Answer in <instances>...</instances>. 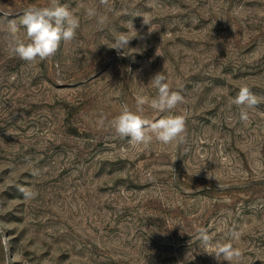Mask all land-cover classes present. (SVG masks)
<instances>
[{
  "label": "rangeland",
  "instance_id": "rangeland-1",
  "mask_svg": "<svg viewBox=\"0 0 264 264\" xmlns=\"http://www.w3.org/2000/svg\"><path fill=\"white\" fill-rule=\"evenodd\" d=\"M60 3L80 28L49 59L13 56L0 31V264H227L211 254L229 241L264 264V101L247 123L229 103L242 86L264 96V0ZM32 6L51 0H0V29ZM161 71L184 101L144 116L183 115L184 140L130 144L110 121L156 97Z\"/></svg>",
  "mask_w": 264,
  "mask_h": 264
},
{
  "label": "clouds",
  "instance_id": "clouds-1",
  "mask_svg": "<svg viewBox=\"0 0 264 264\" xmlns=\"http://www.w3.org/2000/svg\"><path fill=\"white\" fill-rule=\"evenodd\" d=\"M101 5L107 6L109 0H100ZM89 18H95L98 25H105L107 17L101 14L96 8L86 9ZM136 16H142L136 14ZM134 16V17H136ZM143 17V23L149 25L148 34L153 31L150 22ZM131 32H120L116 35L111 49L123 54L125 48H129L132 39L138 38L132 20L129 22ZM80 28V18L74 14L68 4L60 3V0H51L48 7H29L16 19L4 22L2 29L7 48L10 53L23 61L32 63L44 61L53 57L60 49L61 44H67L76 39L77 30ZM21 29L26 39L21 38ZM158 55V53H156ZM160 56V55H158ZM157 90L154 98L145 95L136 96V110L132 111L127 105L122 107L119 115L110 121V126L120 138H128L130 144L149 146L154 140L164 145L174 142H183L186 130L185 118L183 115H165L158 120H151L144 116L145 105L160 113H170L179 104L183 103L184 96L181 91L171 89L168 77L163 71L156 73L148 83ZM264 96H258L248 86L240 87L237 95L229 98V103L239 109V120L247 123L250 120V111L258 109ZM101 125L104 120L99 121ZM39 169L33 170V175H38ZM199 174V173H197ZM210 177V176H209ZM211 178V177H210ZM26 198H33L36 193L21 188ZM232 239L239 238V232L230 230ZM203 246L207 248L211 237L206 229L199 230L198 237ZM214 253L211 255L218 261H226L227 264H240L243 254L239 248H234L229 242L216 243ZM187 259V257H186ZM194 259V258H193Z\"/></svg>",
  "mask_w": 264,
  "mask_h": 264
}]
</instances>
